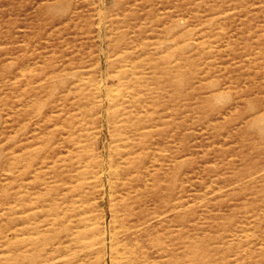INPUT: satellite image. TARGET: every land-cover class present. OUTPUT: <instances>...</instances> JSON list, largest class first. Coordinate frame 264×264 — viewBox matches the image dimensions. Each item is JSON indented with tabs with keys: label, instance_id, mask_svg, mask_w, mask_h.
Segmentation results:
<instances>
[{
	"label": "rangeland",
	"instance_id": "374dc122",
	"mask_svg": "<svg viewBox=\"0 0 264 264\" xmlns=\"http://www.w3.org/2000/svg\"><path fill=\"white\" fill-rule=\"evenodd\" d=\"M127 231L264 264V0H0V264H122Z\"/></svg>",
	"mask_w": 264,
	"mask_h": 264
},
{
	"label": "bare ground",
	"instance_id": "6f19581e",
	"mask_svg": "<svg viewBox=\"0 0 264 264\" xmlns=\"http://www.w3.org/2000/svg\"><path fill=\"white\" fill-rule=\"evenodd\" d=\"M101 200H103V197H101ZM85 229H86V225L84 223V220H81V229L77 233V237L74 240V245H76L78 252H80L82 254L83 259L87 258V255H88L87 251H88L89 247H91L94 244H99V247H100L99 250L103 251V253H106V251H108V249L110 248L106 242L107 237L105 235H103L102 238L100 240H98V242H93L92 240H91L92 241L91 242L89 239H87L88 236L87 237L85 236L86 232H87ZM112 231H113V229H112ZM99 237H101V236H99ZM111 237H112L111 240L115 239L114 238L115 232ZM93 240H95V239H93ZM54 241L56 244L58 239L55 237ZM112 244H113V242H112ZM116 245H118V244H116ZM112 246H114V245H112ZM96 249H97V247H96ZM11 251H12V248L10 246L9 247V253H11ZM58 253H59L58 250L54 247L49 251V256L51 259H54V257H56L58 255ZM113 253L114 252H112V254ZM120 254L122 255V259H123L122 264H153L152 260L150 258H148V256H147L145 246H143V244L139 243V238L136 235H134L133 233H129L128 231L123 234V239L121 241V248L119 250V255ZM10 260H12L11 256H10ZM110 260H111V258H110ZM27 264H46V263H43L42 260L36 261L34 259H32V260L30 259V260H28ZM104 264H106V263H104Z\"/></svg>",
	"mask_w": 264,
	"mask_h": 264
}]
</instances>
